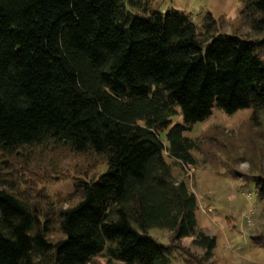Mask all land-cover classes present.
<instances>
[{"label":"trees","instance_id":"trees-1","mask_svg":"<svg viewBox=\"0 0 264 264\" xmlns=\"http://www.w3.org/2000/svg\"><path fill=\"white\" fill-rule=\"evenodd\" d=\"M124 1L0 0V151L50 143L105 163L73 178L64 199L75 201L53 217L0 184V264L211 262L215 236L197 227L196 195L172 169L195 163L198 143L183 131L213 107L251 108L253 121L264 110V0H239L258 38L216 30L210 13L198 31L179 9L132 0L134 13ZM253 182L264 200V177Z\"/></svg>","mask_w":264,"mask_h":264},{"label":"rangeland","instance_id":"rangeland-1","mask_svg":"<svg viewBox=\"0 0 264 264\" xmlns=\"http://www.w3.org/2000/svg\"><path fill=\"white\" fill-rule=\"evenodd\" d=\"M124 2L127 10L134 13L142 12V5L159 11L171 7L179 9L190 15L198 31L202 30L203 16L210 13L218 31L238 29L247 38L263 35L250 29L239 0H141L140 7L132 0ZM259 50L264 59V47ZM251 112V108H244L228 115L213 107L209 117L183 131L185 136L198 143V148L192 150L195 163L191 183L185 180L184 170L179 165L173 166L172 172L183 178L188 189L195 193L203 213L216 214L213 205L206 206L204 202L213 203L211 200L216 198L215 207L225 211L227 220L231 221L229 215L239 218L235 224L239 231L247 232V247L252 258L254 256L256 262L260 259L264 264V235L255 238L249 235L258 231L264 233V200L255 201L253 182L254 176L264 177V110L257 112L255 121L249 119ZM180 121V116L172 118V122ZM104 168L101 156L91 152L74 153L50 143L22 147L12 153L0 151V181H3L0 184L36 204L42 211L41 219L46 212L53 217L60 207L75 201V198L64 199L65 194L72 192L73 178H92ZM224 201L231 205L226 206ZM52 221L48 238L55 240L61 233L57 222ZM151 231L160 240H165L163 231ZM175 257L170 264H188L181 257ZM87 264H106V257L97 254Z\"/></svg>","mask_w":264,"mask_h":264},{"label":"crops","instance_id":"crops-1","mask_svg":"<svg viewBox=\"0 0 264 264\" xmlns=\"http://www.w3.org/2000/svg\"><path fill=\"white\" fill-rule=\"evenodd\" d=\"M211 199L212 198H210V200ZM211 201L213 203L209 200L204 202L206 206L213 205L216 214L209 215L205 212L203 213L200 208L196 212L197 227L205 231L207 234L215 236V246L212 250V256L209 259L211 261L210 264H261L260 259L256 262L255 257L253 256L252 258L251 250L247 247V232L239 231L236 227L235 223L239 218L234 219V226L227 228L225 223V218L227 217L225 211H219V209L215 207L216 198H214V201L213 199ZM224 202L226 206L231 205L228 201ZM184 239H187V241H184ZM192 239V236L182 237L181 243L188 248L190 252L200 256L203 253V250L194 246L192 244ZM191 246H194L195 248H192ZM183 256L184 259H186L187 254L184 253ZM186 261L188 264H196V262H190L187 259Z\"/></svg>","mask_w":264,"mask_h":264},{"label":"built area","instance_id":"built-area-1","mask_svg":"<svg viewBox=\"0 0 264 264\" xmlns=\"http://www.w3.org/2000/svg\"><path fill=\"white\" fill-rule=\"evenodd\" d=\"M183 170H184L185 180L188 182V184H190L192 181L193 172H194L193 165L190 163H184Z\"/></svg>","mask_w":264,"mask_h":264}]
</instances>
